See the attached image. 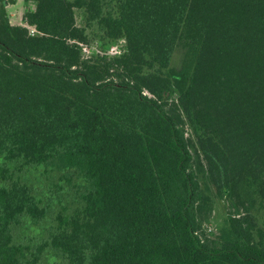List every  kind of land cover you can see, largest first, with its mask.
<instances>
[{"label":"trees","instance_id":"obj_1","mask_svg":"<svg viewBox=\"0 0 264 264\" xmlns=\"http://www.w3.org/2000/svg\"><path fill=\"white\" fill-rule=\"evenodd\" d=\"M15 1L0 264H264V0Z\"/></svg>","mask_w":264,"mask_h":264},{"label":"rangeland","instance_id":"obj_2","mask_svg":"<svg viewBox=\"0 0 264 264\" xmlns=\"http://www.w3.org/2000/svg\"><path fill=\"white\" fill-rule=\"evenodd\" d=\"M30 6L33 7V3H25L23 0H16L15 3L8 4L6 6V9L8 12L9 21L12 24H23V25H25V23H23V21H22V14H23L24 10ZM31 28H33V27L29 26L30 30H31ZM109 44H111L110 46L115 44L114 45L115 49H117L119 42H113V43H109ZM109 44H107V45H109ZM92 45L94 47H97V48L99 47V43L96 41L92 42ZM107 45L104 48L106 50H107ZM110 46L108 48H110ZM180 55H181L180 51L176 49L174 51V53L172 54L171 63L173 65H178L179 60H180ZM222 216H223L222 207L219 203H216L212 217L209 221L210 228H217L218 226H220Z\"/></svg>","mask_w":264,"mask_h":264},{"label":"built area","instance_id":"obj_3","mask_svg":"<svg viewBox=\"0 0 264 264\" xmlns=\"http://www.w3.org/2000/svg\"><path fill=\"white\" fill-rule=\"evenodd\" d=\"M31 31H34V28H31ZM83 50H84L85 52H87L88 49H87V47H84ZM115 51H116L115 46H114V45L110 46V48H109V52L113 53V52H115Z\"/></svg>","mask_w":264,"mask_h":264}]
</instances>
